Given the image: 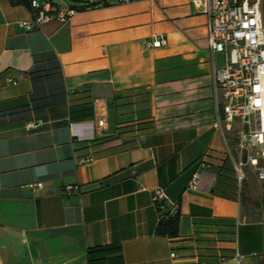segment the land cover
<instances>
[{"label":"crops","instance_id":"crops-1","mask_svg":"<svg viewBox=\"0 0 264 264\" xmlns=\"http://www.w3.org/2000/svg\"><path fill=\"white\" fill-rule=\"evenodd\" d=\"M31 19L0 0V264H89L103 246L102 264H264V220L242 216L222 169L224 57L202 8L101 0L64 26L16 25ZM156 35L167 45L147 47ZM201 161L212 183L189 190ZM158 188L181 212L175 239L155 234Z\"/></svg>","mask_w":264,"mask_h":264},{"label":"built area","instance_id":"built-area-1","mask_svg":"<svg viewBox=\"0 0 264 264\" xmlns=\"http://www.w3.org/2000/svg\"><path fill=\"white\" fill-rule=\"evenodd\" d=\"M16 2L17 0H10ZM120 4L134 0H116ZM207 16L208 47L212 53L222 54L224 66L214 73V88L221 93L219 117L215 128L225 143V161L222 169L233 175L237 190L247 179L248 167L264 181V0H192ZM32 14L30 21L16 25L26 32L39 29L45 24L67 25L78 12L76 8L63 5L60 0H29ZM167 45L164 35L153 36L146 42L149 48ZM240 128L235 130L233 124ZM103 125V121L99 122ZM40 123H30L29 129ZM89 157L85 162H92ZM262 163V162H261ZM203 161L192 175L188 189L205 190L212 183L205 177ZM41 183L30 184L32 190L41 188ZM78 185H67L63 193H80ZM153 200L171 205L163 189H156ZM175 254H172L174 257ZM220 264H227L222 260Z\"/></svg>","mask_w":264,"mask_h":264},{"label":"trees","instance_id":"trees-1","mask_svg":"<svg viewBox=\"0 0 264 264\" xmlns=\"http://www.w3.org/2000/svg\"><path fill=\"white\" fill-rule=\"evenodd\" d=\"M14 4H23L30 9L29 0H17L13 2ZM81 3L84 5L71 6L76 8L78 11L86 10L91 7H95L101 3V0H88ZM32 75L35 73L30 72ZM157 211L159 213V222L157 224L155 234L159 237L175 239L179 236V225L181 212L180 210H173L166 202H157L156 203ZM116 250L114 247L103 246L98 248H93L88 251L89 255V264H102L105 260V255Z\"/></svg>","mask_w":264,"mask_h":264},{"label":"rangeland","instance_id":"rangeland-1","mask_svg":"<svg viewBox=\"0 0 264 264\" xmlns=\"http://www.w3.org/2000/svg\"><path fill=\"white\" fill-rule=\"evenodd\" d=\"M88 0H60L63 5L76 6ZM262 162V163H261ZM264 166V161H260ZM247 179L241 189L242 216L249 221L264 220V181L248 167Z\"/></svg>","mask_w":264,"mask_h":264}]
</instances>
